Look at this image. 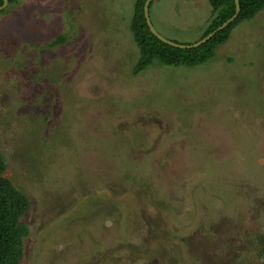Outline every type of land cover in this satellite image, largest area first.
I'll return each instance as SVG.
<instances>
[{
  "label": "rangeland",
  "instance_id": "obj_1",
  "mask_svg": "<svg viewBox=\"0 0 264 264\" xmlns=\"http://www.w3.org/2000/svg\"><path fill=\"white\" fill-rule=\"evenodd\" d=\"M135 0L0 11L3 176L29 201L21 264H264V10L194 68L139 58ZM207 0H155L193 44Z\"/></svg>",
  "mask_w": 264,
  "mask_h": 264
},
{
  "label": "trees",
  "instance_id": "obj_2",
  "mask_svg": "<svg viewBox=\"0 0 264 264\" xmlns=\"http://www.w3.org/2000/svg\"><path fill=\"white\" fill-rule=\"evenodd\" d=\"M7 1L8 5L16 3V0ZM154 1L149 4L150 18ZM145 2L146 0L134 1L129 25L132 39L139 51V58L133 69L135 76L154 63L170 68H194L205 64L214 57L218 47L227 43L237 26L252 20L264 10V0H238L239 14L228 28L198 48L177 49L163 44L150 33L143 13ZM207 3L211 9L210 21L199 40L215 31L235 13L234 0H207ZM5 169V162L0 154V264H21L22 242L27 237L28 230L20 223V218L28 211L29 201L3 176ZM262 241L264 242V235Z\"/></svg>",
  "mask_w": 264,
  "mask_h": 264
},
{
  "label": "water",
  "instance_id": "obj_3",
  "mask_svg": "<svg viewBox=\"0 0 264 264\" xmlns=\"http://www.w3.org/2000/svg\"><path fill=\"white\" fill-rule=\"evenodd\" d=\"M154 0H146L144 7H143V13H144V18L146 21V25L150 31V33L157 38L160 42H162L163 44H166L170 47L173 48H177V49H195L198 48L202 45H204L206 42H208L213 36H215L216 34L222 32L223 30H225L226 28H228L237 18L238 14H239V4H238V0H234L235 3V13L234 15L227 20L225 23H223L220 27H218L215 31H213L212 33L208 34L206 37L202 38L201 40L193 43V44H189V45H183V44H178V43H174L170 40H167L165 38H163L162 36H160L157 31L154 29L150 17H149V4L151 2H153ZM8 5V1L7 0H2V5L0 6V11H2L3 9H5V7Z\"/></svg>",
  "mask_w": 264,
  "mask_h": 264
}]
</instances>
